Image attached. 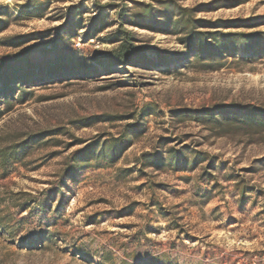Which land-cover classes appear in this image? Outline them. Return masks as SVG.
Wrapping results in <instances>:
<instances>
[{
	"label": "rangeland",
	"instance_id": "obj_1",
	"mask_svg": "<svg viewBox=\"0 0 264 264\" xmlns=\"http://www.w3.org/2000/svg\"><path fill=\"white\" fill-rule=\"evenodd\" d=\"M0 264H264V0H0Z\"/></svg>",
	"mask_w": 264,
	"mask_h": 264
},
{
	"label": "trees",
	"instance_id": "obj_2",
	"mask_svg": "<svg viewBox=\"0 0 264 264\" xmlns=\"http://www.w3.org/2000/svg\"><path fill=\"white\" fill-rule=\"evenodd\" d=\"M120 19H124V17L120 14ZM124 24L120 23V30L116 31L113 35L114 37L120 36V39H117L116 42L118 44L113 48V62L124 63L128 60L136 59L137 52L140 47L135 43L132 32L124 29Z\"/></svg>",
	"mask_w": 264,
	"mask_h": 264
}]
</instances>
